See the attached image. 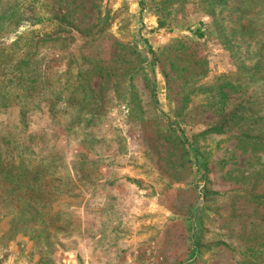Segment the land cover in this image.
<instances>
[{
  "label": "rangeland",
  "instance_id": "obj_1",
  "mask_svg": "<svg viewBox=\"0 0 264 264\" xmlns=\"http://www.w3.org/2000/svg\"><path fill=\"white\" fill-rule=\"evenodd\" d=\"M0 264H264V0H0Z\"/></svg>",
  "mask_w": 264,
  "mask_h": 264
}]
</instances>
